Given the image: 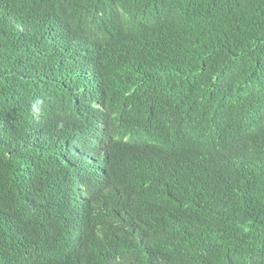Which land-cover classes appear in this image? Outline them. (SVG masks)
Masks as SVG:
<instances>
[{"label":"trees","instance_id":"obj_1","mask_svg":"<svg viewBox=\"0 0 264 264\" xmlns=\"http://www.w3.org/2000/svg\"><path fill=\"white\" fill-rule=\"evenodd\" d=\"M0 264H264V0H0Z\"/></svg>","mask_w":264,"mask_h":264},{"label":"bare ground","instance_id":"obj_2","mask_svg":"<svg viewBox=\"0 0 264 264\" xmlns=\"http://www.w3.org/2000/svg\"><path fill=\"white\" fill-rule=\"evenodd\" d=\"M105 119L107 122L111 123V122H114L117 119V117H116V115L113 114L111 116H105ZM94 128L98 134H103L107 130V128L109 129V127H107V125L105 126L103 124L94 125Z\"/></svg>","mask_w":264,"mask_h":264}]
</instances>
